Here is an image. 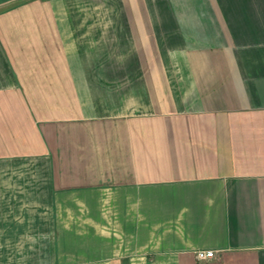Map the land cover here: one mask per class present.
I'll list each match as a JSON object with an SVG mask.
<instances>
[{"label":"crops","instance_id":"0c3cea01","mask_svg":"<svg viewBox=\"0 0 264 264\" xmlns=\"http://www.w3.org/2000/svg\"><path fill=\"white\" fill-rule=\"evenodd\" d=\"M0 264H264V0H0Z\"/></svg>","mask_w":264,"mask_h":264},{"label":"built area","instance_id":"2783aa9c","mask_svg":"<svg viewBox=\"0 0 264 264\" xmlns=\"http://www.w3.org/2000/svg\"><path fill=\"white\" fill-rule=\"evenodd\" d=\"M196 255L198 259L205 260L214 257L216 255V252L213 249H202V250H198L196 252Z\"/></svg>","mask_w":264,"mask_h":264}]
</instances>
